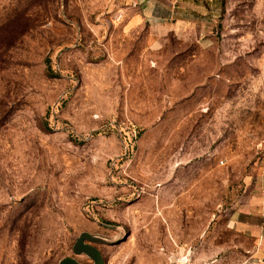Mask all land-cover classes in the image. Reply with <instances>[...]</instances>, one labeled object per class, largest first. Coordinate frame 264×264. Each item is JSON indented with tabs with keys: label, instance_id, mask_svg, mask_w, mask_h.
<instances>
[{
	"label": "rangeland",
	"instance_id": "1",
	"mask_svg": "<svg viewBox=\"0 0 264 264\" xmlns=\"http://www.w3.org/2000/svg\"><path fill=\"white\" fill-rule=\"evenodd\" d=\"M84 246L264 264V0H0V264Z\"/></svg>",
	"mask_w": 264,
	"mask_h": 264
},
{
	"label": "water",
	"instance_id": "2",
	"mask_svg": "<svg viewBox=\"0 0 264 264\" xmlns=\"http://www.w3.org/2000/svg\"><path fill=\"white\" fill-rule=\"evenodd\" d=\"M83 253L91 258L93 264H105L100 252L96 248L92 246H84L79 251H76V255H80ZM58 264H80V263H78L72 257H67L59 261Z\"/></svg>",
	"mask_w": 264,
	"mask_h": 264
}]
</instances>
